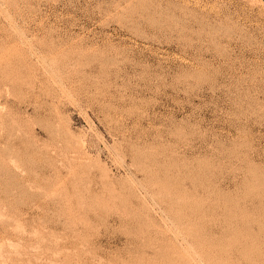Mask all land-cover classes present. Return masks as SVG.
<instances>
[{"label":"rangeland","instance_id":"rangeland-1","mask_svg":"<svg viewBox=\"0 0 264 264\" xmlns=\"http://www.w3.org/2000/svg\"><path fill=\"white\" fill-rule=\"evenodd\" d=\"M0 131V264H264L258 0H0Z\"/></svg>","mask_w":264,"mask_h":264},{"label":"bare ground","instance_id":"bare-ground-1","mask_svg":"<svg viewBox=\"0 0 264 264\" xmlns=\"http://www.w3.org/2000/svg\"><path fill=\"white\" fill-rule=\"evenodd\" d=\"M261 4L264 5V1L263 0H258ZM31 67V66H30ZM33 67V66H32ZM35 72V71H34ZM5 88V87H4ZM6 89V88H5ZM3 94V93H2ZM9 94V93H8ZM14 130V129H13ZM1 132V131H0ZM28 143V142H27ZM34 145V144H33ZM73 160V159H72ZM13 164V163H12ZM14 166V165H13ZM36 168V167H35ZM45 168V167H44ZM51 168V167H50ZM56 169V168H55ZM43 170V169H42ZM17 174V173H16ZM48 180V179H47Z\"/></svg>","mask_w":264,"mask_h":264},{"label":"water","instance_id":"water-1","mask_svg":"<svg viewBox=\"0 0 264 264\" xmlns=\"http://www.w3.org/2000/svg\"><path fill=\"white\" fill-rule=\"evenodd\" d=\"M264 1V0H263Z\"/></svg>","mask_w":264,"mask_h":264}]
</instances>
